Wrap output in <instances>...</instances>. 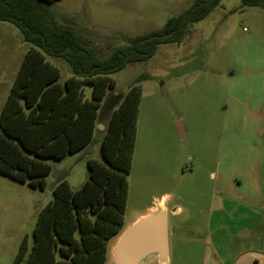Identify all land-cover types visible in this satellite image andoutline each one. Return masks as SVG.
<instances>
[{"label":"rangeland","instance_id":"1","mask_svg":"<svg viewBox=\"0 0 264 264\" xmlns=\"http://www.w3.org/2000/svg\"><path fill=\"white\" fill-rule=\"evenodd\" d=\"M194 3L55 0L47 10L59 25L86 39L102 59L128 40L161 29ZM31 46L19 27L0 21V115ZM46 57L61 68L62 82L73 73L66 60ZM112 77L116 87L107 90L98 109L94 139L64 159L48 158L53 169L44 188L0 173V264L14 263L26 235L33 244L38 213L53 198L60 179L72 177L71 184L79 188L90 176L81 158L90 153L103 159L100 129L136 82L143 91L125 225L156 204V197L169 194L171 264H211L209 217L217 202L242 209L229 223L234 231L250 217L253 229L242 233L250 237L263 231L264 9L245 6L242 0H222L204 20L189 26L183 41L160 42L149 60L128 63ZM91 89L85 85L88 97ZM242 204L249 218L243 217ZM177 206L185 210L182 215L173 213ZM117 242V236L110 241L105 264H117Z\"/></svg>","mask_w":264,"mask_h":264},{"label":"trees","instance_id":"2","mask_svg":"<svg viewBox=\"0 0 264 264\" xmlns=\"http://www.w3.org/2000/svg\"><path fill=\"white\" fill-rule=\"evenodd\" d=\"M54 1L0 0V21L19 27L24 41L32 44L1 110L0 173L42 188L53 169L48 158L64 159L94 139L98 109L107 90L116 87L112 74L128 63L149 60L160 42L183 41L192 23L222 3L195 0L161 29L132 38L99 59L73 28L51 19L47 4ZM242 3L264 9V0ZM47 55L72 66L64 82L61 68ZM85 85L92 86L90 97ZM142 91L136 82L124 93L101 142L103 159H87L90 176L79 188L68 179L54 187L53 198L38 213L33 244L26 235L13 264L107 263L110 241L125 228Z\"/></svg>","mask_w":264,"mask_h":264},{"label":"crops","instance_id":"3","mask_svg":"<svg viewBox=\"0 0 264 264\" xmlns=\"http://www.w3.org/2000/svg\"><path fill=\"white\" fill-rule=\"evenodd\" d=\"M107 125H109V120L107 121V124L105 123V125L100 129L102 131L101 142L103 141L107 129ZM90 157L97 158L91 156L90 153H86L85 156H83L81 159L84 158L87 164V159H89ZM71 178L72 177L69 178L62 177V179H60L59 182H61L64 179H69V181L71 182ZM84 181L85 180H83L82 184L84 183ZM168 197L169 194L164 195L162 198L156 197V204H158L159 201L163 200L164 207H161L159 204V206L161 207L160 208L158 207V205L154 204L147 210V212L144 213L140 212L139 214L136 215V217L133 220L129 222L127 226L125 225L123 231H121L119 236H117L118 242L114 245V248L119 244V241L123 233L128 231V229L134 226L141 218L143 219L149 215L155 214L159 210L160 211L164 210L168 213L167 217L169 223V230L171 232V227H170L171 209H169L168 207V203H167ZM231 200L234 201L235 199H231ZM244 204H242L244 206V211L243 213L242 212L241 213L243 214V217L246 216L249 218L250 216L246 214L247 210L245 213V209H247V207ZM210 211H211V216L209 218L211 224V231L209 233L207 240L208 243L210 244V247L211 245L213 247V249L211 250L213 251V255L211 257V264H264V228L263 231L259 232L257 235L255 233L249 237L247 234H245L247 233L245 231L248 228L249 231L250 229H253V225L251 223L253 221V218L250 217L249 222H246L244 224H238V223L236 224V228H240L239 229L240 232L234 231L233 230L234 224L229 226V223H231V221L238 215L239 211H242V209H239L238 204L230 206L229 202L224 203L223 201H221V204L217 202L216 206L214 207L211 206ZM184 212L185 210L182 208V206L179 207L177 206L173 210V213L177 215H182ZM215 212L216 214L218 213V215L215 216V218L213 219ZM246 220L248 221V219ZM217 223H219V226ZM170 232H169V250L171 249ZM242 232L245 233L243 234ZM169 250H168L167 258L165 260H161L158 254H152L146 260H143L142 262L140 261L139 264H153L155 262H158V264H171Z\"/></svg>","mask_w":264,"mask_h":264},{"label":"water","instance_id":"4","mask_svg":"<svg viewBox=\"0 0 264 264\" xmlns=\"http://www.w3.org/2000/svg\"><path fill=\"white\" fill-rule=\"evenodd\" d=\"M170 34L156 35L155 38H169ZM167 212L141 218L128 231L123 233L119 244L113 249L117 264H139L152 254L165 260L169 250V223Z\"/></svg>","mask_w":264,"mask_h":264},{"label":"bare ground","instance_id":"5","mask_svg":"<svg viewBox=\"0 0 264 264\" xmlns=\"http://www.w3.org/2000/svg\"><path fill=\"white\" fill-rule=\"evenodd\" d=\"M159 204H160L161 207H164L163 200L159 201Z\"/></svg>","mask_w":264,"mask_h":264}]
</instances>
